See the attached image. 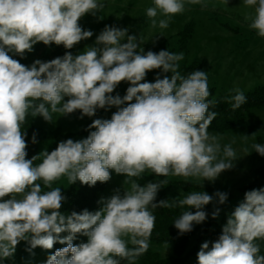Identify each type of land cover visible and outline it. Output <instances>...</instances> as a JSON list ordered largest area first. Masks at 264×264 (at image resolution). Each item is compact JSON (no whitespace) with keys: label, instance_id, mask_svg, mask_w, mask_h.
<instances>
[{"label":"clouds","instance_id":"clouds-1","mask_svg":"<svg viewBox=\"0 0 264 264\" xmlns=\"http://www.w3.org/2000/svg\"><path fill=\"white\" fill-rule=\"evenodd\" d=\"M186 3L207 6L205 0H153L154 6L146 9L151 26L168 28L171 18L185 11ZM244 4L255 7V14L245 17L251 21L249 28L264 37V0H244ZM103 7L100 0H0V260L12 257L18 243L26 240L29 251L52 249L56 242L67 245L50 255L47 264H135L148 250L155 227L150 207L171 206L168 201L153 203L160 183L141 186L126 179L130 188L123 195L117 192L102 201L98 211L85 209L71 215L60 212L65 197L52 183L66 175L70 185L79 181L91 187L107 182L110 170L126 178L150 170L156 176L213 181L236 160L230 144L223 147L224 158H219V137L207 131L217 115L209 112L215 101H207V73L196 70L182 76L177 62L183 53L143 54L142 49L137 51V37L127 35V29L106 26L96 37L102 47L86 48L76 56L66 52L48 62L36 60L29 68L8 55L23 56L38 42L73 48L93 35L81 28L80 18ZM125 37L127 42L121 43ZM154 69L172 75L141 82ZM121 81L131 85L126 95H111ZM234 91L232 107L238 109L246 96L238 88ZM112 106L118 110L111 119H95L89 125L95 131L87 138L67 139L50 153L45 150L26 159V133L21 126L30 109L33 118L53 122L55 113L80 110L82 117H92L98 108ZM253 148L264 156V145ZM40 157L42 162L34 165ZM38 180L50 190L42 192ZM215 196L220 204L227 200L226 193ZM212 200L206 192L178 199L180 207L196 211H185L174 221L175 228L183 234L192 231L193 223L204 222L203 208ZM218 215L216 209L212 217ZM64 232L68 235L61 238ZM78 233L88 241L74 246ZM258 239H264V188L245 193L211 249L208 242L201 245L198 264H264L255 243Z\"/></svg>","mask_w":264,"mask_h":264},{"label":"rangeland","instance_id":"rangeland-1","mask_svg":"<svg viewBox=\"0 0 264 264\" xmlns=\"http://www.w3.org/2000/svg\"><path fill=\"white\" fill-rule=\"evenodd\" d=\"M100 2L104 4L100 11L95 15L87 13L80 18L78 23L81 28L92 31L93 35L74 45L73 56L82 54L89 47H102V45L96 44V37L106 26H114L119 29H127V35L137 37L138 52L141 49L144 52L148 48L162 46L161 49L151 51L158 53L161 50H167L176 54L183 53V59L177 62L179 71L182 64L198 61L200 70L207 73L208 82L215 87L218 93L228 96L237 88L242 92H247L257 86L264 85V37H260L255 30L249 28L248 25L251 21L245 20V17L254 15L255 7L246 6L244 0H205L206 7L201 4L189 5L186 3L185 11L173 16L166 29L153 28L146 15V9L154 6L153 0H100ZM161 18L164 17H157V19ZM190 22L193 24L191 38L187 43L186 51L182 52L178 44V34ZM126 42L127 38L125 37L121 43ZM55 46V43L51 44L52 49ZM171 75L170 72L164 73L162 69H154L149 71L145 80L141 82H155L157 77L163 79L164 76L170 78ZM129 86H131L129 82L121 81L111 95H119L123 98ZM124 106L127 104L121 105V107ZM117 110L116 106L106 107L100 119H111ZM76 112L72 115L55 113L53 122H46L41 116H37L33 118V125L45 131L59 129L63 133L75 134L69 138L73 141L82 140L83 136L78 133L91 121L92 117L86 115L82 117L80 110H76ZM244 126L252 128L251 136L245 137L237 130L221 135L209 133L219 137L221 144L219 158H224L223 147L225 145L230 144L236 153L233 167L221 172L215 180L184 178L174 175L160 177L206 185L214 189L215 193H226L227 199L236 195L238 189L250 183L255 184L256 176L264 170V156H261L253 148V145L257 143L264 145V111H250L245 116ZM40 159L42 160L43 157ZM142 174L156 176L150 170H146ZM126 179L136 181V178H126L125 175L117 174L113 170L105 189L97 195L100 208L103 207L102 201L117 192L123 195L124 191L130 188V183H124ZM67 183V176H62L54 188L58 187L62 190L67 186ZM260 188H264V180L260 187H255V189ZM215 193H207L213 196V200L207 206L216 210L222 204L218 202ZM188 194L190 193L175 190L171 192V197L183 199ZM8 198H11L10 195L4 199ZM18 198L22 197L18 196ZM192 209L194 212L196 211L195 208ZM219 218L218 215L216 221ZM87 241L88 237L85 236L84 243ZM194 243L195 237L191 239L187 251ZM29 248L30 245L26 240L20 241L14 255L0 260V264H42L49 255L48 250L40 247L31 251L28 250ZM150 248L162 258L172 255V248L168 245H150ZM261 255H264V248L261 249Z\"/></svg>","mask_w":264,"mask_h":264},{"label":"trees","instance_id":"trees-1","mask_svg":"<svg viewBox=\"0 0 264 264\" xmlns=\"http://www.w3.org/2000/svg\"><path fill=\"white\" fill-rule=\"evenodd\" d=\"M193 24L190 22L187 24L179 34V48L180 51L184 52L187 48V43L191 38V30ZM74 47V46H73ZM162 46L157 48H148L144 50L143 54L148 51L161 49ZM66 52L73 54V48L66 49L63 45H56L53 49L50 45H45L43 42H38L33 46L31 52H25L23 56L16 54L15 52H8V55L17 60L19 63L25 65L26 67H31L36 60L42 62H48L57 57H63ZM200 70V64L198 61L191 62L189 64H182L180 68V73L182 76H187L193 71ZM149 71L146 73L148 74ZM208 89L210 92L207 101H215L214 104H210L209 112H216L217 115L215 119L211 122L208 128V132L212 134H224L229 131L237 130L241 135L249 137L252 134V128L244 126L245 116L252 110H262L264 111V85L257 86L254 89L243 92L246 96V102L242 104L238 109H233L231 98L236 94L231 92L228 96L223 93H218L214 86L208 82ZM69 99L65 97V102ZM42 101L36 100L34 103L39 104ZM105 109V108H104ZM104 109H97L95 115L92 116L91 121L86 124L78 135H82L83 139L87 138L90 131L93 129L89 128V125L95 119H100ZM74 111L71 114H76ZM21 130L26 133V159H31L33 156H39L43 151H48L49 153L55 150L58 144L62 141L73 137L75 134L63 133L59 129L54 131H45L41 128H37L33 125V117L31 116V109L29 110L25 122L21 126ZM33 134H35L36 142H32ZM42 162L40 158L36 159L33 163L38 165ZM113 170H110V175ZM256 183H250L249 185L238 189L237 194L231 196L227 199V202L222 204L219 209V220L216 221L212 217V213L215 209H211L209 206L205 205L203 210L206 212L207 216L204 222L195 225L193 223L192 231L181 234L178 229L174 226V221L178 219L185 211L193 212L191 207L188 206L180 207L177 203L179 198L171 197V192L175 190L182 191L184 193L192 192H206L215 193L214 189L209 186L196 184L188 181H173L169 179L161 178L160 176H151L141 174L140 177L136 178V182L141 186L146 185L148 182L160 183L161 188L158 190L157 195L153 203L159 204L160 201H168L171 206L169 207H158L150 210L156 217L155 227L149 238L148 250L136 259L135 264H198L197 253L201 249V245L204 242L209 243V249H211L212 243L219 239L222 234L223 226L227 223L229 216L234 212L235 208L239 206L241 202L244 201L245 193L255 189V187H260L264 180V170L258 173L256 176ZM255 177V178H256ZM254 178V179H255ZM60 179V178H59ZM59 179L52 183V188H54ZM253 179V180H254ZM108 182V181H107ZM107 182H97L95 186L83 185L79 181L71 184L67 183V186L61 190L62 195L65 199L62 201V207L60 212L65 215H71L72 212L81 213L83 210L87 209L90 212H95L100 210V206L97 200V195L103 191L107 185ZM36 183L41 185L42 192L50 190L47 188L42 180L36 181ZM259 183V184H257ZM61 238L68 235L67 232L59 234ZM195 237V243L187 251V247L191 239ZM85 235L76 234L75 239L72 241L74 246L84 243ZM261 249L264 248V239H258L255 241ZM150 245H168L172 248V255L167 258H162L157 252H154ZM66 244H61L56 242L52 249H48L49 255L45 258L42 264H47V259L50 255L55 253L57 249L66 247ZM129 247H132L129 245ZM121 264H127L126 261H121Z\"/></svg>","mask_w":264,"mask_h":264}]
</instances>
